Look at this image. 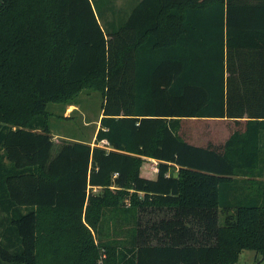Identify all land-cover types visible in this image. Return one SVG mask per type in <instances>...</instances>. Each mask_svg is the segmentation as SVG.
I'll return each instance as SVG.
<instances>
[{
	"label": "trees",
	"instance_id": "trees-1",
	"mask_svg": "<svg viewBox=\"0 0 264 264\" xmlns=\"http://www.w3.org/2000/svg\"><path fill=\"white\" fill-rule=\"evenodd\" d=\"M85 89L94 141L57 145ZM263 176L264 0H0V264H261Z\"/></svg>",
	"mask_w": 264,
	"mask_h": 264
},
{
	"label": "rangeland",
	"instance_id": "rangeland-1",
	"mask_svg": "<svg viewBox=\"0 0 264 264\" xmlns=\"http://www.w3.org/2000/svg\"><path fill=\"white\" fill-rule=\"evenodd\" d=\"M101 105V93L90 89L82 90L73 104H49L48 109L53 112L50 119L51 131L57 145L71 142V140L93 142L100 124ZM236 128V124L229 120L192 119L183 121L180 133L189 142L204 146L209 142L222 144ZM143 170L144 174L155 173L156 164L146 162ZM262 178L264 180V176ZM112 228L114 223L111 220L102 224L99 235H102L103 240L112 238ZM92 234L96 238L94 232ZM255 258V252L244 250L237 264H254ZM261 264H264V261Z\"/></svg>",
	"mask_w": 264,
	"mask_h": 264
},
{
	"label": "crops",
	"instance_id": "crops-1",
	"mask_svg": "<svg viewBox=\"0 0 264 264\" xmlns=\"http://www.w3.org/2000/svg\"><path fill=\"white\" fill-rule=\"evenodd\" d=\"M54 139V138H53ZM71 141H78V140H71ZM54 142H55V140H54ZM56 143V142H55ZM153 162H155L156 163V161L155 160H152ZM142 173L144 174V170H143V168H142ZM145 176H147V177H150V178H155V176H156V172L154 173H152L151 172V174H144Z\"/></svg>",
	"mask_w": 264,
	"mask_h": 264
}]
</instances>
